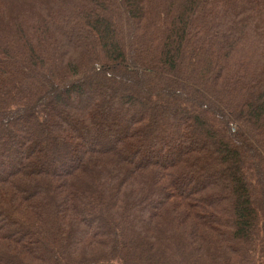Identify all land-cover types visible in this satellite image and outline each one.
<instances>
[{
	"label": "trees",
	"instance_id": "obj_1",
	"mask_svg": "<svg viewBox=\"0 0 264 264\" xmlns=\"http://www.w3.org/2000/svg\"><path fill=\"white\" fill-rule=\"evenodd\" d=\"M0 264H264V0H0Z\"/></svg>",
	"mask_w": 264,
	"mask_h": 264
}]
</instances>
